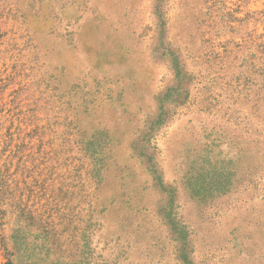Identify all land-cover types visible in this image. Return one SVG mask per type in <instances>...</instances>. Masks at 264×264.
<instances>
[{"label":"rangeland","instance_id":"374dc122","mask_svg":"<svg viewBox=\"0 0 264 264\" xmlns=\"http://www.w3.org/2000/svg\"><path fill=\"white\" fill-rule=\"evenodd\" d=\"M0 169L70 264H264V0H0Z\"/></svg>","mask_w":264,"mask_h":264},{"label":"trees","instance_id":"16d2710c","mask_svg":"<svg viewBox=\"0 0 264 264\" xmlns=\"http://www.w3.org/2000/svg\"><path fill=\"white\" fill-rule=\"evenodd\" d=\"M178 67H180V62H178ZM182 71L184 70L176 71V76H179ZM93 154L102 157L94 158V160H97L99 164L104 163L103 150L93 151ZM29 159L30 156H24L22 166L26 170L30 168L27 166ZM33 160L35 159L33 158ZM28 170L31 172L30 169ZM153 171L157 174L158 180H161L157 170ZM6 172L0 169V218L14 216L11 235L0 238L7 257L6 264H70V261L66 260L67 256L63 253L67 239L59 230L51 201L48 200L47 204H42L41 207L30 204V199H28L29 201L25 200V188L30 186L29 180L26 179L21 185L15 179L11 181L12 175H6ZM35 183L38 184V180ZM23 185L25 186L23 187ZM31 191H35V187L32 185ZM32 229H36V232H33ZM183 243L185 246V239H183ZM181 253L187 259L183 248Z\"/></svg>","mask_w":264,"mask_h":264}]
</instances>
